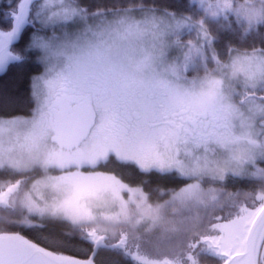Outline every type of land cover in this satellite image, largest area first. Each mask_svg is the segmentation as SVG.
Segmentation results:
<instances>
[{"label": "snow or ice", "instance_id": "obj_1", "mask_svg": "<svg viewBox=\"0 0 264 264\" xmlns=\"http://www.w3.org/2000/svg\"><path fill=\"white\" fill-rule=\"evenodd\" d=\"M0 264H264V0H0Z\"/></svg>", "mask_w": 264, "mask_h": 264}, {"label": "trees", "instance_id": "obj_2", "mask_svg": "<svg viewBox=\"0 0 264 264\" xmlns=\"http://www.w3.org/2000/svg\"><path fill=\"white\" fill-rule=\"evenodd\" d=\"M117 0H88V3L94 7H109L115 4ZM162 4L171 3L172 0H160ZM34 73H25L19 80L11 77L0 82V96L8 95L16 99L14 107L21 111V114L26 112L25 102L28 96L29 79L28 76Z\"/></svg>", "mask_w": 264, "mask_h": 264}]
</instances>
